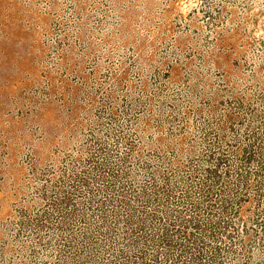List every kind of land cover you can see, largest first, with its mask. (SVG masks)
I'll return each mask as SVG.
<instances>
[{
	"label": "rangeland",
	"instance_id": "1",
	"mask_svg": "<svg viewBox=\"0 0 264 264\" xmlns=\"http://www.w3.org/2000/svg\"><path fill=\"white\" fill-rule=\"evenodd\" d=\"M0 264H264V0H0Z\"/></svg>",
	"mask_w": 264,
	"mask_h": 264
}]
</instances>
